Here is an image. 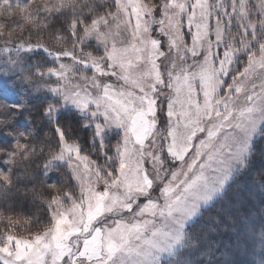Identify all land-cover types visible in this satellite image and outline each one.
I'll return each instance as SVG.
<instances>
[{
	"label": "snow or ice",
	"instance_id": "obj_1",
	"mask_svg": "<svg viewBox=\"0 0 264 264\" xmlns=\"http://www.w3.org/2000/svg\"><path fill=\"white\" fill-rule=\"evenodd\" d=\"M0 264H264V0H0Z\"/></svg>",
	"mask_w": 264,
	"mask_h": 264
},
{
	"label": "rangeland",
	"instance_id": "obj_2",
	"mask_svg": "<svg viewBox=\"0 0 264 264\" xmlns=\"http://www.w3.org/2000/svg\"><path fill=\"white\" fill-rule=\"evenodd\" d=\"M254 204H255V206H256V208H259V198L257 197V198H254ZM253 220L256 222V224H257V228L259 227V223H261V221H260V217L258 216V215H253ZM238 228H239V225H237V227L236 228H234V229H232V230H230V231H227V232H223V233H221V234H219L217 237H216V239L221 235V236H223L224 237V235L226 234V236H228V237H230V239H236V243L237 242H239V241H242L243 240V237L242 236H240V237H238L237 236V230H238ZM233 232V233H232ZM219 238H221V237H219Z\"/></svg>",
	"mask_w": 264,
	"mask_h": 264
},
{
	"label": "trees",
	"instance_id": "obj_3",
	"mask_svg": "<svg viewBox=\"0 0 264 264\" xmlns=\"http://www.w3.org/2000/svg\"><path fill=\"white\" fill-rule=\"evenodd\" d=\"M260 167V164L259 163H257V168H259ZM16 197L14 196L13 197V199H15ZM261 221V220H260ZM260 224V223H259ZM233 233V232H232ZM222 235V234H221ZM219 236V237H221V238H217L221 243H223V244H226V245H233V244H235L236 243V239H230V237H228V236H226V234L224 235V237L223 236Z\"/></svg>",
	"mask_w": 264,
	"mask_h": 264
}]
</instances>
